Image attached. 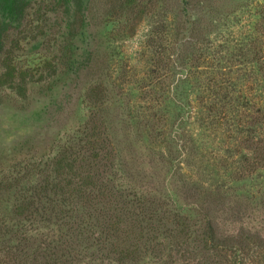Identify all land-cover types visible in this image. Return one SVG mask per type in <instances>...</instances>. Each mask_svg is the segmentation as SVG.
Here are the masks:
<instances>
[{
    "label": "rangeland",
    "instance_id": "374dc122",
    "mask_svg": "<svg viewBox=\"0 0 264 264\" xmlns=\"http://www.w3.org/2000/svg\"><path fill=\"white\" fill-rule=\"evenodd\" d=\"M36 1L8 41L27 84L25 96L0 87V183L54 157L90 123L110 140L117 184L166 192L185 209L195 207L186 196L201 195L197 229L210 216L219 235L264 241V0H191L196 40L180 31L181 0H89L87 9ZM187 41L191 108L182 113L173 62ZM88 100L98 104L94 113ZM8 213L1 205V222ZM3 245L0 264L8 260ZM92 253L83 250L81 264H119ZM246 257L244 264H264V248Z\"/></svg>",
    "mask_w": 264,
    "mask_h": 264
},
{
    "label": "trees",
    "instance_id": "16d2710c",
    "mask_svg": "<svg viewBox=\"0 0 264 264\" xmlns=\"http://www.w3.org/2000/svg\"><path fill=\"white\" fill-rule=\"evenodd\" d=\"M88 1L51 0V3L87 9ZM36 3L35 0H0V24L4 27L0 33V87L20 90L23 96L25 74L19 70L8 41L11 27L22 26L28 10ZM190 3L191 0H181L177 19L184 38L196 40L197 32L192 35L198 20L191 14ZM189 42H182L178 62H173L181 74L175 82L173 98L182 113L191 108L187 84L192 71L182 50ZM171 66L165 63L167 73ZM219 87L230 92L228 86ZM97 88L94 92L103 95L105 89ZM89 104L94 113L98 104L92 101ZM258 114V118L260 115L264 118V110ZM86 128L77 140L60 147L46 162L25 166L16 176L3 177L0 206L9 211L0 221V243L6 247L3 251L8 258L5 264H81L83 250H93V260L101 255V259H112L119 264H135L144 259L163 264L178 261L191 264L206 260L209 255L212 264H244L249 252L256 254V249L264 248L263 239L245 232L236 236L219 235L210 216L206 217L204 227L197 229L193 216L200 214L201 195L186 196L184 199L192 200L195 207L185 209L166 192L137 193L117 184L113 171L116 157L108 148L109 138L102 132L92 133L95 129L90 123ZM173 162L169 160L172 169ZM257 162L254 159L246 163L253 168ZM10 241L16 245L9 247ZM251 244L254 247L245 254Z\"/></svg>",
    "mask_w": 264,
    "mask_h": 264
}]
</instances>
